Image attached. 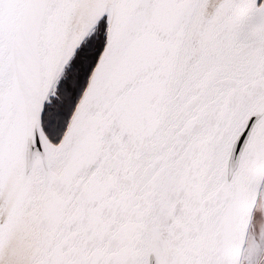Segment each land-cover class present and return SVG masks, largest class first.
I'll return each instance as SVG.
<instances>
[{
  "label": "snow or ice",
  "instance_id": "snow-or-ice-1",
  "mask_svg": "<svg viewBox=\"0 0 264 264\" xmlns=\"http://www.w3.org/2000/svg\"><path fill=\"white\" fill-rule=\"evenodd\" d=\"M0 264H264V0H0Z\"/></svg>",
  "mask_w": 264,
  "mask_h": 264
}]
</instances>
